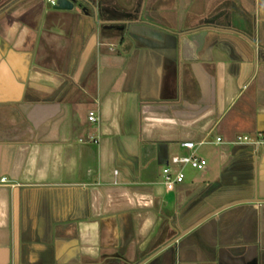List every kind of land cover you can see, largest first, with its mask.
Wrapping results in <instances>:
<instances>
[{
	"label": "crops",
	"instance_id": "0c3cea01",
	"mask_svg": "<svg viewBox=\"0 0 264 264\" xmlns=\"http://www.w3.org/2000/svg\"><path fill=\"white\" fill-rule=\"evenodd\" d=\"M215 1L0 0V264H264V0Z\"/></svg>",
	"mask_w": 264,
	"mask_h": 264
},
{
	"label": "built area",
	"instance_id": "2783aa9c",
	"mask_svg": "<svg viewBox=\"0 0 264 264\" xmlns=\"http://www.w3.org/2000/svg\"><path fill=\"white\" fill-rule=\"evenodd\" d=\"M51 4L55 3V0H49ZM88 119L91 122H98L100 120V116L97 110H90L88 113ZM218 141H222L221 137H217ZM261 139L254 140L249 135H237L233 140H229L227 142L231 144L243 143V142H250L256 143L259 142ZM200 144L203 141L199 142ZM197 142H193L191 140H185L182 142V146L191 150L190 153L184 155H174L170 158V161L163 166L162 168V182L165 186L167 193L169 194L171 191H174L178 185L182 184L184 181V168L186 166H191L195 169L201 170L203 169L206 164L207 160L196 154L195 147L197 146ZM2 183H8L11 185H15V183H9L6 177H2L0 179Z\"/></svg>",
	"mask_w": 264,
	"mask_h": 264
},
{
	"label": "water",
	"instance_id": "95a60500",
	"mask_svg": "<svg viewBox=\"0 0 264 264\" xmlns=\"http://www.w3.org/2000/svg\"><path fill=\"white\" fill-rule=\"evenodd\" d=\"M75 2H76V0H55L53 7L57 8V9H72V8H74V6H77ZM127 24H128V22H127ZM216 66H217V74H216L217 76H216V78H214V80L216 79V82H217L216 83V95H218V97L224 96L226 98V96H225L226 91L225 90L222 91V89H225V84L223 85V81L221 80L222 78L219 77L221 74L220 63L218 64V62H216ZM221 102H222V100H221ZM230 102L231 101H226L225 103L219 105V101H218V115L224 111V107L229 106ZM173 199H174L173 197L168 198V200H173ZM199 222H197V223H199ZM191 228H192V226L190 228L185 229V230H181L179 232V234L171 241V243H174L180 236L185 234ZM161 248H162V246H161Z\"/></svg>",
	"mask_w": 264,
	"mask_h": 264
},
{
	"label": "flooded vegetation",
	"instance_id": "af4514ba",
	"mask_svg": "<svg viewBox=\"0 0 264 264\" xmlns=\"http://www.w3.org/2000/svg\"><path fill=\"white\" fill-rule=\"evenodd\" d=\"M182 4V3H181ZM181 4H179V6L181 5ZM230 16V17H229ZM228 17H227V19L229 18H231L232 19V15H229ZM218 24L216 25L217 27H219V28H227V27H225L226 26V24H228V23H230V24H232V21H230V20H228V21H224V20H221V19H218ZM148 24L149 25H151L152 24V22L151 23H149L148 22ZM175 24H176V27H177V30H178V32H182L184 29H182V28H185V27H187L185 24H180V21H179V19L175 22ZM151 28H153V27H151ZM151 28H146L145 29V35L147 36V37H150V36H153V29H151ZM186 29H188V28H186ZM152 38V37H151ZM138 42L140 43V44H145L146 45V42H144V41H141V39L140 40H138ZM139 263V262H138Z\"/></svg>",
	"mask_w": 264,
	"mask_h": 264
},
{
	"label": "rangeland",
	"instance_id": "374dc122",
	"mask_svg": "<svg viewBox=\"0 0 264 264\" xmlns=\"http://www.w3.org/2000/svg\"><path fill=\"white\" fill-rule=\"evenodd\" d=\"M215 1V0H214ZM43 2L44 3H46V4H48L49 6H52V4H50V2H49V0H43ZM216 2V1H215ZM216 132L217 131H215V133L214 134H212L211 135V137H210V139H215L216 138V136H215V134H216ZM239 135H248V134H246V133H238ZM212 146V145H211ZM210 145H208V144H206V145H204V147L202 148L203 150H211L210 148H208V147H211ZM209 163H210V161H209ZM208 163V165H207V167L208 166H210V164ZM207 170V168H205V169H202V170H198V169H195V168H192V167H187V172H191V173H200L201 171H206Z\"/></svg>",
	"mask_w": 264,
	"mask_h": 264
}]
</instances>
